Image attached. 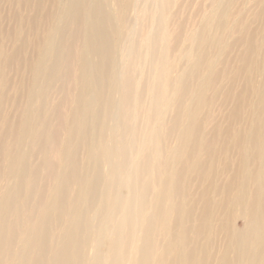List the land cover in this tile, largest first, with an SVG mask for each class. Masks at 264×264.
Instances as JSON below:
<instances>
[{"label":"bare ground","instance_id":"obj_1","mask_svg":"<svg viewBox=\"0 0 264 264\" xmlns=\"http://www.w3.org/2000/svg\"><path fill=\"white\" fill-rule=\"evenodd\" d=\"M0 264H264V0H0Z\"/></svg>","mask_w":264,"mask_h":264},{"label":"rangeland","instance_id":"obj_2","mask_svg":"<svg viewBox=\"0 0 264 264\" xmlns=\"http://www.w3.org/2000/svg\"><path fill=\"white\" fill-rule=\"evenodd\" d=\"M252 4H253V3H250V4H249V7H250ZM189 15H190V12H189ZM205 18H206V19H204V21L208 19L207 17H205ZM208 20H211V19H208ZM211 34H212V33H211ZM240 227H242V226H240ZM242 228H243V227H242Z\"/></svg>","mask_w":264,"mask_h":264}]
</instances>
